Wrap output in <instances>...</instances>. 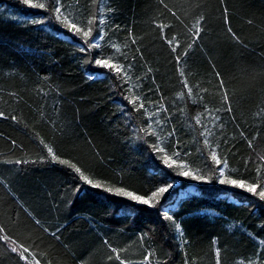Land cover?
<instances>
[{
	"label": "trees",
	"instance_id": "1",
	"mask_svg": "<svg viewBox=\"0 0 264 264\" xmlns=\"http://www.w3.org/2000/svg\"><path fill=\"white\" fill-rule=\"evenodd\" d=\"M34 2L0 0V264H264V0H62L96 48Z\"/></svg>",
	"mask_w": 264,
	"mask_h": 264
},
{
	"label": "snow or ice",
	"instance_id": "2",
	"mask_svg": "<svg viewBox=\"0 0 264 264\" xmlns=\"http://www.w3.org/2000/svg\"><path fill=\"white\" fill-rule=\"evenodd\" d=\"M21 2L24 5H27L31 8L44 9L46 7L45 3H35L34 0H21ZM62 6H63L62 0H55V6L50 7V11L55 14V19L62 24H66L68 31L74 30V34L75 33L82 34V36L85 38V42L89 43L88 38L91 36L92 28L87 27V30H85L84 27L78 26L75 22L67 23V17L66 16L62 20L61 19V17L63 16ZM42 19H45V18L33 19L31 21V23H34V24L39 23L40 20H42ZM201 19H202V17H201ZM92 23H93V20H91V19H89L87 21V24L89 26L92 25ZM103 23H104V21H103V19H101L100 24L102 25ZM198 24H199V21L197 22V27H196V35L197 36H199V33L201 31ZM100 39H102V37L99 35L97 37L93 38L89 43V47H91V48L98 47V42L100 41ZM80 47H81L82 51H85V52L87 51V49L84 48L83 45H80ZM173 51H175V48H173ZM94 63L96 65L102 67V68H106V69L116 68V70L118 72L121 71V66H117V65L111 63L108 59H95ZM87 75H88L89 79H95L99 75H103V74L102 73H88ZM221 86H223L222 82H221ZM185 87H187V85H185ZM189 94H191V89H189ZM225 100H227V96H225ZM141 107H143V105H141ZM230 110L231 109H229V111ZM0 115H3V114L0 113ZM156 123H159V120H157ZM197 123H200L199 118H197ZM169 135L170 136L174 135V133H169ZM204 143L207 144L208 140L205 139ZM45 147H47V145H45ZM158 150L164 151L163 148H159ZM47 151H48V154L51 156L53 161H58L60 164H68L67 160L60 159L59 157H57L54 154L53 149L51 147H47ZM211 160L215 161V163L217 165L221 164V160L217 157L215 150H213V152H212ZM17 163H19V161H17ZM164 163L168 164V158L167 157H165ZM69 167L73 168L75 170V172L80 175V179L82 181H84L86 184L91 185V187H93V188H100L101 187L99 182L94 183L92 180L89 179V177L87 175H85L82 172L81 168L77 167L75 164H70ZM224 167H227L226 163L224 164ZM217 171L219 172V177H220L219 183L220 184H229V185L234 186L235 188L245 190L248 193H251L252 195H257V188L259 187L258 182L248 183V182H245L244 180L226 178L225 173L222 169H217ZM178 175H180V176H189L190 175L192 180H197V181H205L208 179L204 175H191L189 172H185V171L179 172ZM163 183L165 186H160V187L156 188L147 197L141 196V195H133L131 192H126L122 188L115 189V193L119 196L128 197L132 201L138 202L141 205H147L149 207H155L157 204H160L161 209H162L163 205L161 204V200L159 198L163 197L165 195V193H169L168 200H171L172 193H170L169 190L173 189V187H174V185L171 181H164ZM258 196H259L260 200H264V189H262L258 192ZM168 200H166L164 202L167 203ZM150 201H155V203L154 204L150 203ZM172 203L174 204L175 201H173ZM164 218L167 220H173V216L169 215L167 212L164 213ZM176 228H177L178 233H180V235H182V231L180 229L179 224H176ZM0 231H3V229L0 228ZM53 235H55V233H53ZM3 239L7 240V239H9V237L5 236V237H3ZM13 243H15V241H13ZM11 251L15 253L18 251V249H17V247H12ZM27 252H29V249L27 247H23V253H27ZM20 255H21L22 259L27 260V257H24L22 253H20ZM147 259H148V257H145V260H147ZM37 264H39L38 261H37ZM121 264H123V261L121 262ZM217 264H220L219 250H217Z\"/></svg>",
	"mask_w": 264,
	"mask_h": 264
},
{
	"label": "crops",
	"instance_id": "3",
	"mask_svg": "<svg viewBox=\"0 0 264 264\" xmlns=\"http://www.w3.org/2000/svg\"><path fill=\"white\" fill-rule=\"evenodd\" d=\"M9 243H7L8 244V246H9V248L10 249H12V247H17V249H18V251L16 252V253H18V256L20 257V260L24 263V264H37V261L35 260V258H32L30 261L28 260V258H27V260H25V259H22L21 258V255H20V253H22L23 254V256L24 257H26V253H23V250L22 249H19L20 248V246H18V245H14V244H11V243H13L12 241H9V240H7ZM28 253H30V252H28ZM39 262V261H38ZM39 264H41L40 262H39Z\"/></svg>",
	"mask_w": 264,
	"mask_h": 264
}]
</instances>
